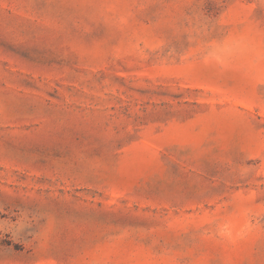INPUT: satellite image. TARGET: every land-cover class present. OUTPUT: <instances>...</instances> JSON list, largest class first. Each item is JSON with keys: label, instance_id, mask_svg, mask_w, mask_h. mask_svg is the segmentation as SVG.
I'll return each instance as SVG.
<instances>
[{"label": "rangeland", "instance_id": "1", "mask_svg": "<svg viewBox=\"0 0 264 264\" xmlns=\"http://www.w3.org/2000/svg\"><path fill=\"white\" fill-rule=\"evenodd\" d=\"M0 264H264V0H0Z\"/></svg>", "mask_w": 264, "mask_h": 264}]
</instances>
